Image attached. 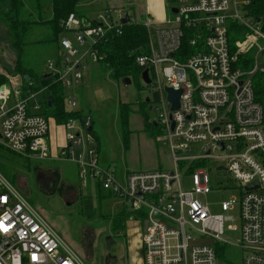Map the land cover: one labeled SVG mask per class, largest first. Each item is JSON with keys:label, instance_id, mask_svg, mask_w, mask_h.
Wrapping results in <instances>:
<instances>
[{"label": "built area", "instance_id": "built-area-1", "mask_svg": "<svg viewBox=\"0 0 264 264\" xmlns=\"http://www.w3.org/2000/svg\"><path fill=\"white\" fill-rule=\"evenodd\" d=\"M162 2L169 14L164 23L147 13L137 15L132 0L104 9L92 25L69 15L62 28L75 44L60 39V54L46 63V70L61 88L73 90L81 85L88 63L105 61L101 48L121 34L126 16V24L140 25L147 42L134 63L141 72L148 71L152 121L158 142L171 157L170 170L118 176L103 167L88 115L64 124L70 131L66 145L52 155L47 119L27 106L35 95L30 82L26 97L23 87L0 86V141L25 159L58 158L75 165L80 190L93 188L125 205L128 221L140 228L141 264H217L215 247L226 245L222 237L231 229L239 230L240 264H264V109L254 94L255 78L264 90V0ZM230 23L245 31L233 52ZM250 53L245 68L239 56ZM163 87L181 92L176 111L169 110ZM66 101L70 108L77 105L72 95ZM212 166L225 171L240 189L238 226L230 214L234 200L221 202L220 214H211L203 199L212 191ZM185 178L190 180L187 189ZM0 222L8 228L0 229V264H83L1 172Z\"/></svg>", "mask_w": 264, "mask_h": 264}, {"label": "rangeland", "instance_id": "rangeland-1", "mask_svg": "<svg viewBox=\"0 0 264 264\" xmlns=\"http://www.w3.org/2000/svg\"><path fill=\"white\" fill-rule=\"evenodd\" d=\"M116 2H119L116 3L118 7L125 0ZM132 2L136 7L144 5L143 0ZM145 6L148 11L155 10L157 18L160 17L161 9H165V13L169 15L167 7H163L159 0H146ZM44 7L47 8L43 13L46 18L50 15L48 0H45ZM242 32L243 37L245 31ZM0 37L5 41L0 42L1 48H4L0 49V53L4 54V50L11 52L12 41L5 26L0 30ZM51 38L52 32L48 26L35 27L28 37L29 45L24 47L20 55V63L30 67L37 76L42 75L47 61L55 58L53 55L55 43ZM60 38H66L75 44L72 34L61 31L58 35V39ZM81 51H84V48ZM141 51L144 49H140L136 55ZM11 55L13 58V51ZM5 65L11 72L4 69L3 76L7 80L14 77L22 82L21 75L14 74L11 64ZM47 79L48 82H52L51 77ZM128 79L130 84L124 85L122 81H117L110 72L104 70L101 64L88 63L81 85L74 88L79 90V95L84 98L81 101L79 96L76 97L75 109L78 110L80 104L84 105L85 112L93 122L92 134L98 142L100 162L110 168H116L114 170L118 176L123 172L170 170L172 161L167 148L158 142V135L151 134L145 122L146 117L150 122L155 117L154 110L147 111L148 108L146 109L144 105L146 98L152 100L154 97L152 85L146 86L139 76L137 78L130 76ZM255 82L260 83V79L255 78ZM262 99L264 100V95ZM63 103L67 108L66 99ZM121 107L127 108L129 120L126 146L122 141L123 113L119 116ZM50 121L51 119L48 122ZM0 167L4 177L18 188L83 264H141L138 224L130 223L128 220L118 222L120 219L118 215L125 212L126 208L122 203L99 197L93 188L88 192L80 190L75 165L58 158L48 161L25 159L8 151L0 141ZM214 170L215 166H212L209 172L212 191L203 199L209 205L211 214H220L221 202L234 200L235 208L230 214L234 216V224L238 226L236 202L240 197V189L225 171ZM183 182L184 189L190 187L189 179L185 178ZM230 225L232 224H226ZM222 238L226 242V245L222 246V263L240 264L242 253L237 245L239 230H226Z\"/></svg>", "mask_w": 264, "mask_h": 264}, {"label": "trees", "instance_id": "trees-1", "mask_svg": "<svg viewBox=\"0 0 264 264\" xmlns=\"http://www.w3.org/2000/svg\"><path fill=\"white\" fill-rule=\"evenodd\" d=\"M78 2L79 0H48L50 15L44 18L45 14L43 13L45 12V9H47L44 7L45 0H0V24L6 27L12 41L11 46L14 55V63L11 65L13 68L12 71L14 74L16 73V75H21V77L27 76L29 78L27 82L22 80V91L24 92L30 80L33 81L34 79L35 87L31 88L32 92L36 93L45 88L46 91L44 90V94H49L48 98L46 97L47 100L44 105L45 111L42 116L46 118L49 115H52L58 122L63 123L69 119H81L82 113H65L63 110V96L59 87L60 85L54 81V83L48 82V79H44L42 75L38 77L30 67L20 63V55L23 52L24 47L29 45L27 42L29 40L28 37L31 35L35 27L48 26L52 32L51 41L56 44L58 35L63 31L61 27L62 21L65 20L70 13L75 12ZM228 27V43L233 52L235 43L243 39L241 36L243 32L241 28L234 23H230ZM146 42V33L140 25L133 23L125 24L121 29V34L111 38L108 43L101 48L106 54L105 61L101 65L106 71L110 72L117 81H123V79L129 78L130 76L135 78L138 76L140 77L141 71L135 65L134 57L140 49L145 48ZM183 48H186L185 44H183ZM250 56L251 53L246 56H239V62L243 64L246 63L244 65L245 68L249 67ZM5 84H8V80L3 75H0V86ZM45 84L46 87H44ZM41 85L43 86L41 87ZM254 94L255 99L263 104L262 106L264 109V100L262 99L264 90L259 82L254 85ZM144 105L146 106V109L151 106L146 103ZM120 115L123 122L122 141L124 146H126L128 139L127 108H119V116ZM145 121L153 133H157L158 130L153 127L152 122H147V118ZM189 169L191 171L194 168L189 167ZM96 192L99 197L105 200L110 198L99 190ZM87 208L89 211L90 207L88 206ZM118 216H120L119 223L129 219V214L126 212H123ZM215 249L218 259L222 261L223 247L217 246Z\"/></svg>", "mask_w": 264, "mask_h": 264}, {"label": "crops", "instance_id": "crops-1", "mask_svg": "<svg viewBox=\"0 0 264 264\" xmlns=\"http://www.w3.org/2000/svg\"><path fill=\"white\" fill-rule=\"evenodd\" d=\"M143 1H144V5L136 7L135 4H134L135 9L133 11H136L135 13L137 15H143L144 13H147L154 22H156V23H164L165 20L168 18L167 13H165V9H161L160 10V12H159L160 13V17L157 18L155 16L156 11L155 10L152 11V9H150V11H148L147 10L148 9L147 6H145L146 5V0H143ZM159 1L162 3L163 7L166 6L162 2V0H159ZM116 3H119V2H116V0H79L78 4L76 5L75 12L74 13H70L69 15H74L83 25H92L94 23L95 18L97 17V15H99L104 9L116 8ZM65 20H63L62 23ZM62 23H61V27H62ZM2 28H3V26H2V24H0V30ZM62 29H63V32H66L69 35H71L64 28H62ZM5 37H6V35H5ZM60 39H66V38H60ZM60 39H57V42L55 44V48H54V51H53V55L55 56V58L52 59V60H56L58 55L60 54V49H59V40ZM0 42H5V41H4V39H2L0 37ZM1 47L2 46H1V43H0V49H4V48H1ZM11 52L4 50V54L0 53V75H4L3 74V72H4L3 70L4 69L5 70H9V69H7V67H5L6 66L5 64L10 66V63H9V61L7 59L10 56H12ZM5 53H7L8 55H6ZM52 60H50V61H52ZM10 67L13 70L12 66H10ZM45 69H46V65H45ZM45 69L42 72V76L49 74L50 77H51V74L49 72H47V70L45 71ZM10 72L11 71L9 70V73ZM25 77H27V76L22 77V80L27 82L29 80V78H28V80H25ZM51 78H52V80H51L52 83H54L55 81H54L53 77H51ZM8 81H9V83H8L9 85L8 84H5V85L6 86L8 85L10 90L19 89V88L22 89V83L23 82H20L17 78L13 77V79L10 78V79H8ZM30 83H32V85L35 87L34 79H33V81L30 80ZM42 86L43 85H41V87ZM44 87H46V84H45ZM44 90H45V88H44ZM44 90H40V91L36 92L35 95L33 97H31V99H28L27 106H28V109H29L30 112L38 113V114H41V115L44 113L43 111H44V108H45L44 107L45 101L47 100L48 95H49L48 93L44 94V92L46 91V90L45 91ZM64 90H66V89H62L61 88V93H62V96H63V100L64 99L67 100L68 96H70V95L73 96V98L76 100V102H77V99H76L77 96H79L81 98V95H79L80 94L79 90H75V89L71 90L70 88L66 90L67 92H64ZM25 92L26 91L23 92V96L22 97H26ZM81 99H82L81 101H83L84 98H81ZM13 101H14V98L11 96L9 103H13ZM150 102H151V100H150ZM150 102L146 103V104H150ZM63 108H64L63 110H64L65 113H82V117L87 115V113L84 110V105L83 104L79 105V109L78 110L75 109L76 107L75 108H70L68 106L67 108H65L64 107V103H63ZM46 119H48L47 121H49V119H51L50 123L48 122V135H47L48 146L50 148V151H51L52 155H56L65 147L66 142H67L66 138L70 134V131H66L65 128H64V124L67 121L64 122V123L63 122H58L55 119V117L52 116V115H49L48 117H46ZM147 122H150V119H148ZM92 124H93V122L91 123V127H90L89 131H90L91 135L93 136V134H92L93 133L92 132L93 131L92 130L93 129L92 128ZM128 125H129V120H128ZM128 128H127V131H128ZM150 130H151V128H150ZM150 132H152L151 133L152 135L153 134L154 135H158V132L157 133L156 132L153 133L152 130ZM128 135H129V131H128ZM93 138L96 141V146H97L98 154H99V148H98V145H97V143H98L97 139L94 136H93ZM99 162H100V154H99ZM100 164H101V162H100ZM101 165L103 167H109L106 164H101ZM114 169L116 170V168H114ZM76 174H77V171H76ZM88 191H92V190H85V192H88ZM129 222L131 223L132 221H129ZM132 223H134V222H132ZM138 246H139V244H138Z\"/></svg>", "mask_w": 264, "mask_h": 264}, {"label": "water", "instance_id": "water-1", "mask_svg": "<svg viewBox=\"0 0 264 264\" xmlns=\"http://www.w3.org/2000/svg\"><path fill=\"white\" fill-rule=\"evenodd\" d=\"M171 12L172 13H175L176 12V10L175 9H171ZM128 22V17L126 16L123 20H122V23L123 24H126ZM261 31L264 33V24H263V26H262V28H261ZM9 62H10V64H13L14 63V59L12 58V56H10L8 59H7ZM50 77V75L49 74H47V75H45L44 76V78L46 79V78H49ZM140 79H141V81L146 85V86H148V85H150V79H149V77H148V71L147 70H144L142 73H141V75H140ZM25 80H28V77H25ZM123 84L124 85H129L130 84V80L128 79V78H125V79H123ZM2 89V88H1ZM163 92L165 93V95H166V101H167V103L170 105V108H169V110L171 111V112H173V111H176L178 108H179V97H180V91L178 90V91H174V90H172L171 88H168V87H163ZM150 102V100H149V98H146L145 99V103H149ZM49 105H50V103H49ZM151 106H149L148 107V109H147V111H151ZM152 125H153V127H157V124H156V122L155 121H152ZM173 122L171 123V128H173ZM224 170V169H223ZM144 225H145V223H144ZM217 264H222V262L219 260L218 262H217Z\"/></svg>", "mask_w": 264, "mask_h": 264}, {"label": "snow or ice", "instance_id": "snow-or-ice-1", "mask_svg": "<svg viewBox=\"0 0 264 264\" xmlns=\"http://www.w3.org/2000/svg\"><path fill=\"white\" fill-rule=\"evenodd\" d=\"M0 229H2L3 231H7L8 228L4 225L3 222H0Z\"/></svg>", "mask_w": 264, "mask_h": 264}, {"label": "bare ground", "instance_id": "bare-ground-1", "mask_svg": "<svg viewBox=\"0 0 264 264\" xmlns=\"http://www.w3.org/2000/svg\"><path fill=\"white\" fill-rule=\"evenodd\" d=\"M142 72H143V71H142ZM142 72H141V73H142ZM140 75H141V74H140ZM44 76H45V75H44ZM44 76H43V77H44ZM150 82H151V81H150ZM78 120H79V119H78Z\"/></svg>", "mask_w": 264, "mask_h": 264}]
</instances>
